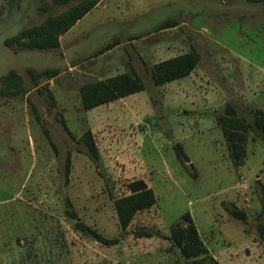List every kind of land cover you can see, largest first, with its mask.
<instances>
[{
  "label": "rangeland",
  "instance_id": "374dc122",
  "mask_svg": "<svg viewBox=\"0 0 264 264\" xmlns=\"http://www.w3.org/2000/svg\"><path fill=\"white\" fill-rule=\"evenodd\" d=\"M46 3L0 0V264H188L171 238L186 212L209 248L196 264H264V133H246L237 161L219 121L228 104L253 124L264 110V0H102L59 47H8L68 7ZM191 51L190 75L154 83L155 64ZM54 68L38 84L29 71ZM12 70L24 94L1 92ZM121 73L140 75L144 90L83 108V85ZM87 129L99 159L81 140ZM138 179L157 203L123 230L115 199Z\"/></svg>",
  "mask_w": 264,
  "mask_h": 264
},
{
  "label": "trees",
  "instance_id": "16d2710c",
  "mask_svg": "<svg viewBox=\"0 0 264 264\" xmlns=\"http://www.w3.org/2000/svg\"><path fill=\"white\" fill-rule=\"evenodd\" d=\"M102 0H52V3H46L42 6V10L46 11L51 6H68L65 10L58 14L48 15L39 24L28 26L22 29L16 35L7 38L5 44L8 47L18 51L22 48L28 49H52L61 45V36L70 31L79 20L84 18L91 12ZM171 21H167L162 27L170 26ZM114 43L107 45L98 52L110 49ZM200 55L195 52H186L178 56L158 62L151 69V75L154 83L157 85L165 84L191 74L197 67ZM33 80L38 84V80L42 77H54L59 70L44 69L41 71L29 70ZM145 84L140 75L137 73H121L111 76L105 80H99L85 84L81 87V99L83 108L89 110L97 106L110 103L119 98H123L130 94H134L144 90ZM27 91L26 86L20 74L12 70L3 77V86L1 92L8 95L24 94ZM51 103L56 104L53 93L50 91ZM221 125L224 127L225 134L232 148L233 157L238 161L241 159L244 143L246 141V133L254 126L264 133V110L256 113L255 123L253 124L247 119L238 116L236 107L228 104L225 113L219 117ZM62 125L72 135L66 120L61 118ZM81 140L84 141L92 157L99 159L100 153L93 137L91 129H87ZM179 162L186 165L189 156L185 152L182 143L174 145ZM69 173L70 156H68ZM129 193L115 199V208L117 211L119 224L121 229L127 230L135 216L146 209L153 207L157 203V196L152 187L144 179L131 181L128 184ZM233 215L242 220L247 219L244 211L232 210ZM75 215V214H74ZM77 217V216H75ZM98 241L104 244H115L118 239H110L101 235L91 227H84ZM149 234V233H141ZM171 238L180 248L182 255L186 259H200L209 256V248L204 242L197 224L195 223L190 212L183 215V221L178 222L171 228ZM191 261L188 264H196ZM213 260V259H212Z\"/></svg>",
  "mask_w": 264,
  "mask_h": 264
},
{
  "label": "crops",
  "instance_id": "0c3cea01",
  "mask_svg": "<svg viewBox=\"0 0 264 264\" xmlns=\"http://www.w3.org/2000/svg\"><path fill=\"white\" fill-rule=\"evenodd\" d=\"M115 101V100H114ZM113 102V101H112ZM111 103V102H110ZM108 104V103H107ZM104 105V104H103Z\"/></svg>",
  "mask_w": 264,
  "mask_h": 264
}]
</instances>
